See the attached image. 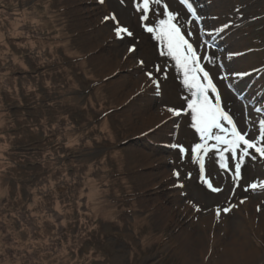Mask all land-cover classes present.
<instances>
[{"label": "rangeland", "instance_id": "rangeland-1", "mask_svg": "<svg viewBox=\"0 0 264 264\" xmlns=\"http://www.w3.org/2000/svg\"><path fill=\"white\" fill-rule=\"evenodd\" d=\"M198 4L209 27L232 25L213 51L227 71L251 76L233 77L234 90L225 95L237 119L241 111L258 118L264 0ZM109 8L120 10L118 0H0V264H185L203 253V264H216L233 239L243 253L255 252L246 263L238 250L234 264H264V215L256 212L264 192H252L219 223L208 212L189 214L184 190L173 186L175 167L181 180L193 173L184 181L190 199L211 207L225 196L202 191L192 165L173 163L172 124L141 135L156 111L143 96L133 107L123 104L140 76L123 60L125 45L96 34ZM121 15L135 25L130 3ZM154 43L145 34L141 48L162 62ZM232 49L242 54L229 58ZM105 58L117 61L114 71L102 69ZM165 90L177 103L184 94L171 76ZM180 139H192L186 126ZM254 179H264V159L247 164L244 180Z\"/></svg>", "mask_w": 264, "mask_h": 264}, {"label": "snow or ice", "instance_id": "snow-or-ice-1", "mask_svg": "<svg viewBox=\"0 0 264 264\" xmlns=\"http://www.w3.org/2000/svg\"><path fill=\"white\" fill-rule=\"evenodd\" d=\"M96 2L104 6L107 0ZM129 3L135 25L121 15ZM118 4L120 10L109 8L102 12L100 23L108 30L109 42L125 45L123 60L130 61L140 76L138 88L124 98L123 104L133 107L142 96L151 100L159 119L154 128L150 126L141 135L172 124V140L167 147L176 154L173 163L192 165L201 190L224 195L225 200L209 207L190 199L184 181L193 179V173H184L181 180V167L173 169L172 174L179 182L173 186L184 190L181 194L189 206V214L194 212L199 216L208 212L214 223H219L223 216L249 202L252 192H264V179L244 180L247 164L264 159V107L255 109L258 118L254 119L251 114L245 116L243 111L241 118H236L224 90L233 92L231 79L244 81L251 73L227 71V66L213 51L216 41L225 39L232 25L222 22L209 27L198 0H118ZM145 34L149 41L155 42L153 52L162 62L151 59L142 50ZM241 54L238 49L228 52L229 58ZM169 60L171 67H168ZM170 76L174 81L178 79L184 91L177 97L179 103L165 90ZM182 126L191 132L190 141L180 139ZM240 191L245 195L236 200ZM256 212L264 215V205L257 204Z\"/></svg>", "mask_w": 264, "mask_h": 264}, {"label": "bare ground", "instance_id": "bare-ground-1", "mask_svg": "<svg viewBox=\"0 0 264 264\" xmlns=\"http://www.w3.org/2000/svg\"><path fill=\"white\" fill-rule=\"evenodd\" d=\"M108 32V30L103 26V27H101V29L99 28V30L96 32V34L100 37V38H102L103 36H104V34L105 33H107ZM89 39V38H88ZM90 42V41H89ZM112 60H109V59H103V63H101V66H102V69L103 70H105V69H111L112 71H114V69L116 68V66H117V61H114V62H111ZM139 79H140V77H139ZM121 82V83H120ZM120 82H118V83H114L113 84V87L115 88V89H118L119 87H120V85H122V84H128L129 83V79H126V80H122V81H120ZM124 82V83H123ZM124 85H122V87L124 86ZM131 91H132V89L130 90V92H129V94L131 93ZM128 94V95H129ZM152 116L153 117H151L150 119H152V121H151V123L150 124H148L149 126H148V128L147 129H149V127L151 126V127H155V123L157 122V120L159 119V117H158V115H157V113L155 114V115H153L152 114ZM145 123H143V125H144ZM159 130V129H158ZM157 130V131H158ZM141 133V132H140ZM211 223H213V221H212V219L211 218H208L207 220H206V226H208V228H209V230H210V228H211ZM202 224H203V222H202ZM237 241L236 240H232V247L229 249V250H226L227 252L224 254V256L223 257H220L219 259H220V261H218L216 264H234V259H235V257H236V254H237V252H238V250L240 251V252H242V247L241 246H239L237 243H236ZM237 246H238V248H237ZM183 251H185V249L183 250ZM182 251V252H183ZM197 252L198 251H196L195 252V254L194 255H197ZM201 253V252H200ZM255 252L251 249V250H247L246 251V253H243L242 252V257H244V262H246V263H248V262H250L251 261V259H252V255L254 254ZM206 254L205 253H203V254H199L198 255V257H188V255H187V260H186V262H185V264H196V261L198 260V261H200V264H203V261L204 260H206V262H208L209 261V258H208V256L206 257L205 256ZM206 257V258H205ZM218 259V260H219ZM211 262V261H210Z\"/></svg>", "mask_w": 264, "mask_h": 264}]
</instances>
